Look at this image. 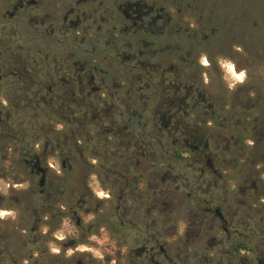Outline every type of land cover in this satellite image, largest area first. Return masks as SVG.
Returning <instances> with one entry per match:
<instances>
[{
  "label": "rangeland",
  "instance_id": "1",
  "mask_svg": "<svg viewBox=\"0 0 264 264\" xmlns=\"http://www.w3.org/2000/svg\"><path fill=\"white\" fill-rule=\"evenodd\" d=\"M115 1L109 0L110 6ZM187 1L208 2L204 22L211 17L216 29L214 37L210 32L199 36L213 40L210 49L219 52L213 57L219 69L207 67V57L202 56L207 69L200 74L213 109L221 107L224 99H232L233 94L241 101L254 96L250 75L264 80V0ZM12 12L9 4L0 0V67L19 57L34 68L37 83L53 89L56 95L58 87L67 89L68 83L60 84L59 76L67 82L73 75L55 72L56 50L47 41L44 44L36 39L38 32L46 30L37 24L42 16L32 23L26 11H19L11 19ZM197 21V16L186 18L191 26ZM113 27L108 26L110 31ZM119 33L120 28L114 29L113 34L121 37ZM229 47L233 51L228 52ZM22 50L30 53V58L21 55ZM92 60L94 66L103 69L91 74L96 79L93 87H102L97 96H128L136 77L122 67L124 57H118L109 45L107 50L99 49ZM233 68L238 75L243 73L242 80L235 77ZM178 74L183 76L184 84L194 78L192 71ZM135 88L137 91L131 95L137 98L136 112L145 117L142 123L151 118L157 127L161 126V117L153 113L155 105L163 112V103L156 101L154 105L149 100L154 88L144 80L135 82ZM28 89V84L14 77L0 83V119L11 117L17 122L16 137H0V264H153L151 255L140 252L143 248L156 249L154 264H264V162L250 165L252 139L244 155H227L224 163L216 158V148H209L207 160L219 177L215 176L217 184L213 188L202 182L197 194L191 193L189 183L202 172L201 167L195 168L192 149L177 148L182 152L180 160L171 148L153 149L140 158L152 177L139 173L140 180L130 186L123 211L119 198L127 185L115 174L119 164L116 152L73 148L68 108L56 106L46 113L41 105L28 104L26 99L35 93L28 95ZM257 92L264 96V84ZM151 121L146 132L152 130ZM190 122L197 124L195 120ZM219 133L231 134L227 130ZM75 140H80L81 146L87 144L85 137L77 136ZM27 147L37 157L29 167L17 153ZM234 151L231 148L232 154ZM36 162L47 170L44 187H40L42 173L33 168ZM197 200L211 212L198 209ZM239 242L251 244L256 254L234 256L233 245ZM160 246L167 251V259L161 255Z\"/></svg>",
  "mask_w": 264,
  "mask_h": 264
},
{
  "label": "flooded vegetation",
  "instance_id": "2",
  "mask_svg": "<svg viewBox=\"0 0 264 264\" xmlns=\"http://www.w3.org/2000/svg\"><path fill=\"white\" fill-rule=\"evenodd\" d=\"M3 2L14 10L9 14L11 19L15 18L19 11H26L27 19L32 23L35 17L42 16V21H37V24L46 30L38 32L36 39L44 44L47 41V44L56 50L55 72L59 75L62 73L73 75L67 82L59 76L60 84L68 83L67 88L72 93V101L68 104L58 101L70 112L73 148H107L108 151L116 152L119 164L115 174L125 186L127 185L122 189L119 198L123 204L121 209L125 211L130 186H135L140 180L139 173H143L142 175L148 179L152 177L148 169L142 166L140 158L154 152L153 146L156 142V123L148 118V123L143 124L145 117L136 112L137 98L131 95L137 91L135 82L140 84V81L144 80L149 88H154L149 100L154 105L156 101H161L163 112L157 110L155 105L153 115L160 116L169 126L179 117L182 120H195L200 123L204 117L212 118L215 115L200 77L202 70L207 69L202 64V56L207 57V67L219 69L218 62L213 58L219 52L210 49L213 40L209 37H199L205 32H210L212 37L216 34L212 18L208 17L204 22L203 14L208 2L116 0L112 6L109 0H3ZM188 16H197L196 26L186 22ZM110 24L114 25L112 32L108 28ZM118 28L121 37L113 34L114 29ZM48 36L53 40L52 44L47 40ZM110 41L112 42L109 43ZM109 45L118 57H124L122 67L136 77L131 83L132 90L126 97L103 98L97 96L102 87H93L96 79L91 74L103 72V69L93 65L92 56L97 55L102 47L107 50ZM4 49L8 52V42H5ZM231 51L232 47H229L228 52ZM22 54L29 58L31 55L25 50H22ZM82 57L86 58L82 60ZM26 67V71H34L28 64ZM7 70L8 63L0 67V72ZM188 71L193 72L194 78L188 79L184 84L183 76L178 73ZM4 78L7 77H0V83ZM101 82L105 83V80ZM58 90L60 94L64 88L58 87ZM178 103L182 105V111L176 109ZM150 121L152 130L144 132ZM77 136L85 137L87 144L81 146L80 140H75ZM173 145L181 146L176 148H191V154L196 155V159L199 158L194 165L201 167L202 174L198 177L200 184L207 183L209 188L214 187L212 183L217 184L215 176L219 177L218 170L209 159L207 160L209 145L206 140L203 138L192 140L180 136ZM218 161L223 162L221 159ZM32 163L26 160L28 167ZM38 165L36 162L33 168L42 173ZM70 168L72 169V166ZM131 193L134 194V191ZM206 210L208 213L211 212L210 208ZM216 214L221 222L225 223L218 210ZM159 249L161 255L167 259L168 253L165 248L160 246ZM140 252L142 255H151V261L155 263L157 256L155 248L149 250L143 248Z\"/></svg>",
  "mask_w": 264,
  "mask_h": 264
},
{
  "label": "trees",
  "instance_id": "3",
  "mask_svg": "<svg viewBox=\"0 0 264 264\" xmlns=\"http://www.w3.org/2000/svg\"><path fill=\"white\" fill-rule=\"evenodd\" d=\"M26 66L27 63L22 61L19 57H16L8 62V70L0 72V74L4 77H14L16 80L28 84V95H30L32 91H35V93H32V96L26 99L28 104L33 106L39 104V106L41 105L45 108L46 113L53 111L56 106L65 109L63 104L61 105L58 101L60 100L61 103L64 102L65 104L72 101L73 97L69 89L67 88L63 90L62 93L56 95L53 89L46 88L43 84L37 83L36 74L34 71H26ZM261 84H264V80L261 82V79L250 75V91H253L254 94L256 93L254 96L247 98L245 101H241L233 94L232 99L228 97L222 104L220 103L221 107L213 109L215 115L212 118L204 117L203 120L200 123L197 122L195 126L191 125L190 120H182L180 117L173 120L170 126L168 122L162 120L161 126L157 127L156 125V142L153 148H158L160 151L171 148L174 150L177 156L176 158L180 160L182 159V152L179 149L177 150L176 147L181 146L173 145V142L177 140V138L180 139V136L192 140L203 138V140L208 142L209 148H216V151H218L216 157L223 160V162H220L224 163L227 155L238 156V158L244 155L246 152L245 148H250L247 144L252 139L254 142L252 147L254 152L252 153L253 156L251 155L249 159L251 161L250 165L257 162H264V96L260 92H257ZM42 91L45 92V96H40ZM231 100L232 103L230 102ZM2 104L3 102L0 100V105ZM181 107L182 105L178 103L176 109L182 111L183 108ZM224 118H227V120ZM67 120L69 121L68 123H71L70 118ZM16 123L15 121H11V117H8V120L0 119V137L8 136V138L11 139L16 137ZM209 123H212L211 128L208 127ZM222 130H227L231 134L229 136H223L219 133ZM144 132H146V129H144ZM144 132L142 130V133ZM221 148H223V150ZM226 148H229V150ZM231 148H235L233 154L231 153ZM17 153H19L25 162L26 160L33 162L37 159L34 150L29 147L19 149ZM190 156L194 162L199 160V158L196 159V155L193 156L191 152ZM235 161L236 160H233V162ZM196 167H198V165H195V168ZM189 184V188L192 189L191 193L197 194L200 189L198 177H193V181ZM212 186L216 185L212 183ZM196 207L201 209L203 213H208L204 202L201 200H197ZM233 249L234 256L236 257L241 256L243 253L248 256L256 254V249L246 242L234 244Z\"/></svg>",
  "mask_w": 264,
  "mask_h": 264
},
{
  "label": "water",
  "instance_id": "4",
  "mask_svg": "<svg viewBox=\"0 0 264 264\" xmlns=\"http://www.w3.org/2000/svg\"><path fill=\"white\" fill-rule=\"evenodd\" d=\"M62 167L63 168L65 167L64 163H63ZM41 172H42V178H41V181H40V187H44L47 170L41 169Z\"/></svg>",
  "mask_w": 264,
  "mask_h": 264
},
{
  "label": "bare ground",
  "instance_id": "5",
  "mask_svg": "<svg viewBox=\"0 0 264 264\" xmlns=\"http://www.w3.org/2000/svg\"><path fill=\"white\" fill-rule=\"evenodd\" d=\"M233 71H234V73H235V77L238 79V77H241V75H238V73L235 71V68H233ZM243 79V77L242 78H239L238 80H242Z\"/></svg>",
  "mask_w": 264,
  "mask_h": 264
},
{
  "label": "clouds",
  "instance_id": "6",
  "mask_svg": "<svg viewBox=\"0 0 264 264\" xmlns=\"http://www.w3.org/2000/svg\"><path fill=\"white\" fill-rule=\"evenodd\" d=\"M242 77H243V73H241V77H238V79H239V78H242Z\"/></svg>",
  "mask_w": 264,
  "mask_h": 264
}]
</instances>
